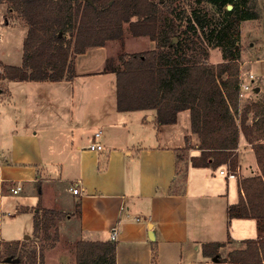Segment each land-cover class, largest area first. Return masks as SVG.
<instances>
[{
  "label": "crops",
  "instance_id": "0c3cea01",
  "mask_svg": "<svg viewBox=\"0 0 264 264\" xmlns=\"http://www.w3.org/2000/svg\"><path fill=\"white\" fill-rule=\"evenodd\" d=\"M261 20L255 53L264 56ZM128 40L126 51L136 53ZM119 48L111 41L77 54L72 79H4L0 242L33 239L35 213L48 208L66 213L58 223L61 241H113L118 225L117 264H238L221 258L259 237L255 218L228 215L244 194L241 180L261 174L251 143L240 135L236 177L221 174L222 167L192 165L201 138L189 109L168 124L157 123L156 109L118 110L117 75L103 70ZM16 58L13 65H22ZM98 131L104 149H89ZM213 242L223 243L219 254L205 255L203 245Z\"/></svg>",
  "mask_w": 264,
  "mask_h": 264
},
{
  "label": "trees",
  "instance_id": "16d2710c",
  "mask_svg": "<svg viewBox=\"0 0 264 264\" xmlns=\"http://www.w3.org/2000/svg\"><path fill=\"white\" fill-rule=\"evenodd\" d=\"M10 1L24 13L30 28L22 65L1 63L4 72L0 79H72L77 76L72 51L77 55L90 47L103 46L107 40H119L121 52L116 58H109L103 70L117 75L119 111L156 109L157 123L168 124L177 121L180 111L189 109L192 131L201 138V153L191 158L194 166L218 168L230 162L234 170L240 134L252 143L261 174L241 180L244 194L229 206L228 215L255 218L259 237L244 240V248L232 250L221 259L238 264H264V119L248 122L247 108L240 124L237 122L233 110L239 106V64L232 56L210 67L206 63L209 51L203 46L207 39L212 47H225V51L227 46H233L232 35L239 33L238 22L258 17L256 11L246 10L249 0H241L234 11L226 10L222 21L212 28L196 11L189 13L183 9L170 19V13L175 12L163 11L161 0H102L101 5L98 0H85L84 4L82 0ZM76 1L80 3L75 6ZM205 1L222 10L236 0ZM124 23L129 24L133 36H148L156 41V47L127 52ZM74 26L77 34L71 50L64 45L62 33ZM199 47L201 51L197 50ZM115 60L121 65H115ZM256 106L260 108L259 104ZM65 216L63 211L42 208L41 213H35L34 235L58 241L57 222ZM31 242L30 239L2 242L0 260L17 258L21 264H44V252H38ZM222 246L220 242L206 243L203 252L217 256ZM76 248L77 264H117V246L113 241L80 240Z\"/></svg>",
  "mask_w": 264,
  "mask_h": 264
},
{
  "label": "rangeland",
  "instance_id": "374dc122",
  "mask_svg": "<svg viewBox=\"0 0 264 264\" xmlns=\"http://www.w3.org/2000/svg\"><path fill=\"white\" fill-rule=\"evenodd\" d=\"M160 1V0H155ZM162 5L161 9L163 11L173 10V13L169 18L174 19L176 13L179 11L187 10L189 13L196 11L200 14L201 18L206 24H209L211 28L216 24L220 23L224 18V12L226 10H230L228 6H225L224 9H220L219 7H215L214 5L208 4L205 0H161ZM85 0L81 1V4H84ZM241 0H236L234 3H231L233 7L231 10L237 9L238 3ZM80 1L74 2L75 6L78 5ZM102 0H98V4L101 5ZM169 8V9H168ZM246 10L256 11L258 13L257 20L253 19H244L240 20L237 24L239 33H234L233 36V46H227V51H225V47H212L208 44L207 40L203 42V46H205L209 54L207 56L206 63L210 67L216 66L218 63L223 62L225 58L235 57L236 62L239 64V74H242L243 77L248 76L250 73H253L255 76L254 89L248 92L243 99V101L239 102V106L237 109L233 110V114L236 117L237 122L240 124V120L242 115L244 114L245 109L249 108V120L248 122H254L257 120L264 119V57L262 55H257L255 53V47L257 42V36L255 35V27L256 24L259 25L261 29V18L264 17V0H249L248 6ZM187 23H185L184 28H186ZM30 25L27 22L24 13L21 12L18 8H16L10 0H0V74L4 72V66L1 65L10 62L13 65L16 62V57L21 56L23 62V54H24V43L26 37L29 32ZM125 30V42L126 36L128 43L130 44V49L133 51H146L150 48V46H156V41L152 45L150 44L152 41L148 36L135 37L132 35L129 30V24L124 23ZM210 28V27H208ZM263 29V28H262ZM235 32V31H234ZM237 32V31H236ZM76 26L72 27L70 30L62 33L64 36V45L68 46L71 50H73L74 43L76 40ZM196 40V35L190 32L189 34ZM100 36V35H99ZM145 37V38H142ZM205 40V39H204ZM116 42L119 44V52H121V43L119 40H107L108 42ZM154 41V40H153ZM230 42V43H232ZM255 42V44H254ZM139 47V48H137ZM126 50V45H125ZM201 51L199 47L197 49ZM117 54V56H118ZM72 58L76 59L75 53L72 51L70 54ZM115 56L114 58H116ZM118 60H115L117 62ZM116 64V63H115ZM257 88V89H256ZM5 92V81L4 79H0V97L1 94ZM256 104L260 105V108L257 109ZM242 134V133H241ZM240 134V135H241ZM248 142V141H247ZM249 143V142H248ZM252 145V143H251ZM253 147V145H252ZM254 149V148H253ZM225 164V163H224ZM224 164L220 167H224ZM226 164L230 165V162ZM231 166V165H230ZM232 167V166H231ZM18 189V192L21 191ZM13 192V190H12ZM14 193V192H13ZM16 194V193H14ZM77 218L74 220L75 223ZM60 221V220H59ZM57 222V227L58 223ZM59 230V229H58ZM60 235V232H59ZM31 244L36 245L38 248V252L43 251L45 254L44 264H74L76 261L77 264V248L76 242L69 241L64 238L62 241L59 238L58 241H47L43 238V236H34ZM1 244V250L3 249V244ZM4 260H0V263ZM41 264V262H38ZM37 263V264H38ZM4 264V263H3Z\"/></svg>",
  "mask_w": 264,
  "mask_h": 264
},
{
  "label": "built area",
  "instance_id": "2783aa9c",
  "mask_svg": "<svg viewBox=\"0 0 264 264\" xmlns=\"http://www.w3.org/2000/svg\"><path fill=\"white\" fill-rule=\"evenodd\" d=\"M254 82H255V76L253 73H250L247 77H243L242 74H239V83H238V98L239 102L243 101L246 94L254 89ZM96 138L97 140L92 142L88 145L89 149L93 150H102L104 149V145L101 141L102 138V132L98 131L96 132ZM220 173L225 175L227 178L236 177V172L233 170V168L229 164H224V167L220 169ZM81 184L82 181L79 179L76 181V183L71 186L72 191L75 194L81 193ZM18 189H20V186H17L16 188H13V192L17 193ZM119 234V226L115 225L111 230V240L115 241Z\"/></svg>",
  "mask_w": 264,
  "mask_h": 264
},
{
  "label": "water",
  "instance_id": "95a60500",
  "mask_svg": "<svg viewBox=\"0 0 264 264\" xmlns=\"http://www.w3.org/2000/svg\"><path fill=\"white\" fill-rule=\"evenodd\" d=\"M233 7V5L230 3L228 4V8L231 9ZM257 89V88H256ZM149 236L151 239H154V235L153 233H149ZM0 250H1V244H0ZM11 262H18V259L17 258H14V259H10Z\"/></svg>",
  "mask_w": 264,
  "mask_h": 264
}]
</instances>
